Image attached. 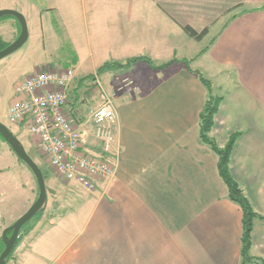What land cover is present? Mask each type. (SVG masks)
<instances>
[{
	"label": "crops",
	"instance_id": "0c3cea01",
	"mask_svg": "<svg viewBox=\"0 0 264 264\" xmlns=\"http://www.w3.org/2000/svg\"><path fill=\"white\" fill-rule=\"evenodd\" d=\"M5 1L0 8L24 14L28 37L52 21L62 28L72 54L48 65L73 69L67 98L77 122L98 104L95 79L114 93L116 111L112 173L87 191L42 172L44 209L6 264H241L242 212L199 136L207 89L191 70L223 97L209 135L222 147L238 132L229 170L264 216V0ZM184 27L207 32L196 39ZM135 57L143 58L126 64ZM105 63L123 65L98 71ZM14 125L25 150L36 148L27 127ZM2 146L0 238L38 193L30 169ZM250 253L264 259V217L253 222Z\"/></svg>",
	"mask_w": 264,
	"mask_h": 264
},
{
	"label": "built area",
	"instance_id": "2783aa9c",
	"mask_svg": "<svg viewBox=\"0 0 264 264\" xmlns=\"http://www.w3.org/2000/svg\"><path fill=\"white\" fill-rule=\"evenodd\" d=\"M73 78L72 68H43L18 79L13 87L8 120L27 127L36 148L59 177L93 191L95 181L109 176L113 170L109 153L115 140V95L105 91L95 79L98 104L85 123L77 122L67 98ZM121 84L127 86L131 80L123 78ZM88 123L99 144L98 151L85 149L87 141L82 124Z\"/></svg>",
	"mask_w": 264,
	"mask_h": 264
},
{
	"label": "rangeland",
	"instance_id": "374dc122",
	"mask_svg": "<svg viewBox=\"0 0 264 264\" xmlns=\"http://www.w3.org/2000/svg\"><path fill=\"white\" fill-rule=\"evenodd\" d=\"M23 3H35L37 6H43V3L45 0H20ZM5 0H0V3H5ZM6 5V4H5ZM3 8H10V7H3ZM17 10V9H16ZM19 11V10H18ZM22 12V11H20ZM24 15V14H23ZM30 16V15H29ZM30 18V17H29ZM14 21H16L15 18H6L3 20H0V37L7 43L13 41L17 35L18 30L15 31ZM28 20V19H27ZM30 22V19H29ZM28 22V23H29ZM45 22V21H44ZM47 22V21H46ZM29 29V25L27 26ZM42 43L47 44V50L44 51L40 50V45ZM69 54L71 55V48L65 38L64 32L60 26H57L55 22L52 21L50 26L43 25V33H38V36L36 38V35L33 36V33H31V37H28L26 42L16 51L9 54L8 56L4 57L0 60V122L5 124L12 132L15 131V125L14 123L9 122L8 120V107L10 102L13 99V88L12 85L9 83L10 80L12 82L16 79H20L28 74H31L32 71H30V67L32 66L31 63L35 59L37 64H47L45 65V68H51L48 63H59V64H65V56ZM41 62V63H40ZM57 67V66H56ZM30 71V72H29ZM75 78V76H74ZM16 82V81H15ZM14 82V83H15ZM73 80L70 82L67 88V95H68V89H72L74 87ZM102 88L107 91L103 84H101ZM14 87V86H13ZM87 87V86H86ZM90 87V86H88ZM84 88L82 87L80 89L81 93H84ZM96 90H93L92 94L97 93L96 101L98 103V91L99 88ZM108 93H112L110 91H107ZM80 93V94H81ZM88 95V93H87ZM68 97V96H67ZM85 99L83 102L87 103L86 96L84 95ZM88 104V103H87ZM93 110H86V112L83 114L85 117V120L82 123H85L91 114ZM89 113V114H88ZM86 115V116H85ZM88 129L86 130V127L84 125V139H86V134H88V140L86 139L87 143L90 138V133L88 132L91 129L90 124H86ZM92 130V129H91ZM26 131L23 133V136H21V140L23 142H26ZM16 134V133H15ZM2 141V142H1ZM94 141H96L94 139ZM115 141V140H114ZM1 143H3L5 149H8V146L4 143L3 140H0V146ZM97 145L98 142H96ZM114 143V142H113ZM93 144H89V146H86L85 149H90V147ZM10 148V147H9ZM11 151V149H10ZM27 154L33 159V161L38 165V167L41 169L44 174H46L47 179L54 177V178H60L50 167L46 166V160L43 158L42 154L38 151L37 148L29 149L26 151ZM22 165L26 166L24 162H22ZM46 203V202H45Z\"/></svg>",
	"mask_w": 264,
	"mask_h": 264
},
{
	"label": "trees",
	"instance_id": "16d2710c",
	"mask_svg": "<svg viewBox=\"0 0 264 264\" xmlns=\"http://www.w3.org/2000/svg\"><path fill=\"white\" fill-rule=\"evenodd\" d=\"M6 18H14V17L11 15H5V16L0 17V20L6 19ZM184 30L186 31L188 35L196 39H201L207 32V29H203L200 32H196L190 27H184ZM19 31H20V25L18 23V32ZM7 44L8 43L5 42L0 37V49L4 48ZM142 58L140 57L132 58L130 60H127L126 64L129 63L130 61H136ZM146 60L150 63L149 59H146ZM121 65L123 64L105 63L101 67L98 68V71L103 70L107 67L108 68L119 67ZM191 71L196 73L199 76V79L205 85L207 89V97L203 104L201 112L199 114V136L201 140L209 144L212 150L217 154V169H218L219 175L221 176V178L223 179V181L225 182L227 186L228 198L234 203H236L240 207L241 212H242V219H241L242 233H241V249H240L241 264H264V259L262 257L254 256L250 253L251 232H252L253 222L257 218H263L264 216L254 211L248 197L245 195L241 186L233 178L229 170L230 156H231L233 145L237 138L238 132L231 134L228 140L226 141V143L222 147H219L216 141L214 140V138L209 135V131L211 130V127L214 124V116L218 110V106L223 97L219 94H214L212 92L211 84L208 79L204 78L200 73H197L194 70H191ZM91 77L94 78V75H86L85 77H83V79H89ZM0 140H3L1 135H0ZM43 209L44 208L39 210L30 220H28L20 228L19 235L16 239L15 245L12 251L10 252V254L6 257V260H5L6 263L12 257V254L15 248L20 243L23 236L32 230V228L34 227V224L38 220V217ZM3 247H4V244H3L2 238H0V252L2 251Z\"/></svg>",
	"mask_w": 264,
	"mask_h": 264
},
{
	"label": "water",
	"instance_id": "95a60500",
	"mask_svg": "<svg viewBox=\"0 0 264 264\" xmlns=\"http://www.w3.org/2000/svg\"><path fill=\"white\" fill-rule=\"evenodd\" d=\"M5 15L13 16L20 25L17 37L9 42L4 48L0 49V60L19 49L28 38V27L25 16L22 12L12 8H0V17ZM0 135L7 143L13 153L23 161L32 172L38 187V193L31 205L10 225L2 230L1 238L4 244L0 252V264L6 263V257L12 251L20 228L30 220L39 210L44 208L46 202V186L43 173L33 159L27 154L17 136L2 122H0ZM10 232V233H8Z\"/></svg>",
	"mask_w": 264,
	"mask_h": 264
}]
</instances>
